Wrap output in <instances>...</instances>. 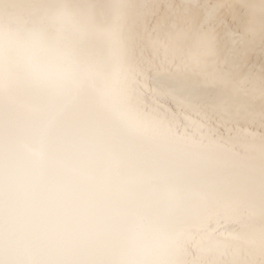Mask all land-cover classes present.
I'll list each match as a JSON object with an SVG mask.
<instances>
[{"label":"snow or ice","instance_id":"obj_1","mask_svg":"<svg viewBox=\"0 0 264 264\" xmlns=\"http://www.w3.org/2000/svg\"><path fill=\"white\" fill-rule=\"evenodd\" d=\"M0 264H264V0H0Z\"/></svg>","mask_w":264,"mask_h":264},{"label":"water","instance_id":"obj_2","mask_svg":"<svg viewBox=\"0 0 264 264\" xmlns=\"http://www.w3.org/2000/svg\"><path fill=\"white\" fill-rule=\"evenodd\" d=\"M80 2H83V0H80Z\"/></svg>","mask_w":264,"mask_h":264}]
</instances>
